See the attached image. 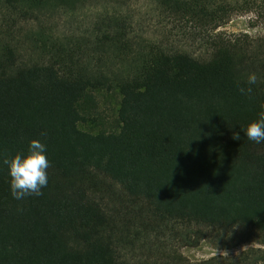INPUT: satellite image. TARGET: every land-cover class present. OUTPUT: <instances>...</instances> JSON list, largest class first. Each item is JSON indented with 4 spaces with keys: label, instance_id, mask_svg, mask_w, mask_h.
Wrapping results in <instances>:
<instances>
[{
    "label": "trees",
    "instance_id": "1",
    "mask_svg": "<svg viewBox=\"0 0 264 264\" xmlns=\"http://www.w3.org/2000/svg\"><path fill=\"white\" fill-rule=\"evenodd\" d=\"M86 1L0 3L29 22ZM154 1L216 28L233 6L259 0ZM131 27L128 16L102 13L82 35L41 32L39 60L23 66L0 44V264H126L118 218L94 198L102 177L161 220L264 237V143L241 131L264 104V40L211 35L199 52ZM250 73L258 77L251 86ZM33 139L46 145L48 185L16 200L3 160L27 154ZM213 261L264 264V251Z\"/></svg>",
    "mask_w": 264,
    "mask_h": 264
},
{
    "label": "rangeland",
    "instance_id": "2",
    "mask_svg": "<svg viewBox=\"0 0 264 264\" xmlns=\"http://www.w3.org/2000/svg\"><path fill=\"white\" fill-rule=\"evenodd\" d=\"M102 13L128 16L135 35L159 40L168 37L179 47L191 45L199 52L205 50L200 40L211 35L264 40V0L246 8L243 2L233 6L229 19L216 28L174 18L154 0H87L75 10L55 13L49 20L29 22L13 20L0 3V44L8 43L16 49L19 66L32 64L39 60L34 44L41 32L61 37L82 35ZM102 97L112 98L107 93ZM101 179L94 198L118 218L122 237L118 248L126 264H206L214 259L238 258L249 250L264 251V237L252 231L219 232L161 220L146 202L132 199L119 184Z\"/></svg>",
    "mask_w": 264,
    "mask_h": 264
},
{
    "label": "clouds",
    "instance_id": "3",
    "mask_svg": "<svg viewBox=\"0 0 264 264\" xmlns=\"http://www.w3.org/2000/svg\"><path fill=\"white\" fill-rule=\"evenodd\" d=\"M256 73H250L247 78L249 86L257 83ZM241 94L250 93L251 87L240 88ZM261 111L258 119L250 122L246 128L241 127L248 140L257 144L264 143V104L260 105ZM235 139H240L235 134ZM3 163L8 167L10 176V192L14 199L21 200L27 196H40L42 189L48 185L47 169L50 166L46 154V145L41 141L33 139L29 142L27 154H16L12 158H5Z\"/></svg>",
    "mask_w": 264,
    "mask_h": 264
}]
</instances>
